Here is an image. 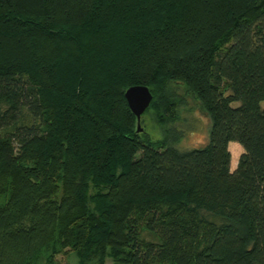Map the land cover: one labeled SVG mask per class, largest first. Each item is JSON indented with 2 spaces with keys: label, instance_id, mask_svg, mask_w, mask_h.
Listing matches in <instances>:
<instances>
[{
  "label": "trees",
  "instance_id": "16d2710c",
  "mask_svg": "<svg viewBox=\"0 0 264 264\" xmlns=\"http://www.w3.org/2000/svg\"><path fill=\"white\" fill-rule=\"evenodd\" d=\"M180 86L210 121L184 150ZM72 253L264 264V0H0V264Z\"/></svg>",
  "mask_w": 264,
  "mask_h": 264
},
{
  "label": "rangeland",
  "instance_id": "374dc122",
  "mask_svg": "<svg viewBox=\"0 0 264 264\" xmlns=\"http://www.w3.org/2000/svg\"><path fill=\"white\" fill-rule=\"evenodd\" d=\"M178 91L183 94L184 103L179 108V121L173 124L176 128L183 130L182 137L177 147L183 150L199 147L205 143L206 138L208 137L210 130L209 118L200 109L197 101L192 97V95L185 92L183 86H180ZM142 120H147L146 124L145 121L141 123L142 126L145 127L146 131L155 134L157 137L161 136L159 128L151 123L147 113L142 114ZM230 142L234 143V145H228L231 155L230 162L233 160L234 164L232 165V163H230V166L233 168V166H236L239 155L243 152V149L237 142ZM56 260L58 264H76L77 262V258L73 253L70 255H58Z\"/></svg>",
  "mask_w": 264,
  "mask_h": 264
},
{
  "label": "water",
  "instance_id": "95a60500",
  "mask_svg": "<svg viewBox=\"0 0 264 264\" xmlns=\"http://www.w3.org/2000/svg\"><path fill=\"white\" fill-rule=\"evenodd\" d=\"M124 98L130 111L136 118V130L138 132L142 131V127L140 125L141 115L144 113L152 100L151 90L146 85H132L124 91Z\"/></svg>",
  "mask_w": 264,
  "mask_h": 264
},
{
  "label": "crops",
  "instance_id": "0c3cea01",
  "mask_svg": "<svg viewBox=\"0 0 264 264\" xmlns=\"http://www.w3.org/2000/svg\"><path fill=\"white\" fill-rule=\"evenodd\" d=\"M231 144H232V145H234V143H233V142H229V144H228V145H231ZM230 163H232V165H234V164H233V160H232V162H230ZM235 167H236V166H233V168H231V166H230V169H231V170H233V169H235Z\"/></svg>",
  "mask_w": 264,
  "mask_h": 264
}]
</instances>
